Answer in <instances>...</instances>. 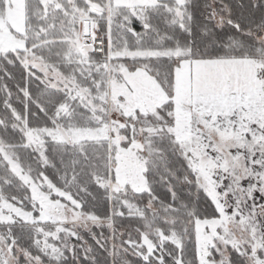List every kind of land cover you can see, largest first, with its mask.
<instances>
[{
	"label": "snow or ice",
	"instance_id": "6c2138e0",
	"mask_svg": "<svg viewBox=\"0 0 264 264\" xmlns=\"http://www.w3.org/2000/svg\"><path fill=\"white\" fill-rule=\"evenodd\" d=\"M0 264H264V0H0Z\"/></svg>",
	"mask_w": 264,
	"mask_h": 264
}]
</instances>
